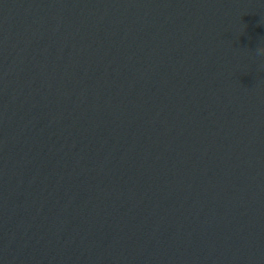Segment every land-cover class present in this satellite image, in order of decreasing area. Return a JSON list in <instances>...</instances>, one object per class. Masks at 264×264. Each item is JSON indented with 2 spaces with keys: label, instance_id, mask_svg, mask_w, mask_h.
<instances>
[{
  "label": "water",
  "instance_id": "obj_1",
  "mask_svg": "<svg viewBox=\"0 0 264 264\" xmlns=\"http://www.w3.org/2000/svg\"><path fill=\"white\" fill-rule=\"evenodd\" d=\"M0 264H264V0H0Z\"/></svg>",
  "mask_w": 264,
  "mask_h": 264
}]
</instances>
